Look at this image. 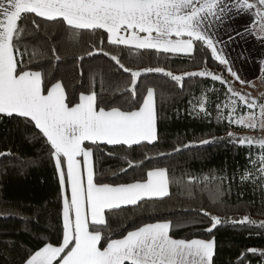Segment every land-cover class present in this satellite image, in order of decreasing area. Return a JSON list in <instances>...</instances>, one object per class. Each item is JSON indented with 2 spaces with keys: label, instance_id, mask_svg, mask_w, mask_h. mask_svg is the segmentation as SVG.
<instances>
[{
  "label": "snow or ice",
  "instance_id": "1",
  "mask_svg": "<svg viewBox=\"0 0 264 264\" xmlns=\"http://www.w3.org/2000/svg\"><path fill=\"white\" fill-rule=\"evenodd\" d=\"M237 19L245 20L242 31L225 27ZM57 35L71 39L72 46L54 41ZM250 36L264 46V0H0V122L15 125L26 141L40 145L35 159H21L10 150L0 151V158H11L9 165L19 174L46 159L58 185L56 242L47 240L18 261L0 252L5 264H216L215 236L177 238L173 230L185 221L159 214L175 208L202 213L210 221L204 228L208 233L226 224L257 226L249 215L222 217L203 206L170 203L174 195L194 199L198 192H209L213 204H223L234 177L226 170L193 173L176 157L225 142L247 147L240 181L254 194L259 191L264 206V138L237 134V129L264 132V98L234 86L254 83L225 51L237 38L247 42ZM76 49L81 87L70 92L65 77L55 73L58 62ZM160 54L187 58L199 70L176 75L154 65L169 59ZM97 55L113 63L90 65L85 85L83 60ZM210 62L220 66L218 72L209 70ZM258 63V78L264 79V59ZM186 78L212 82L188 100L187 115L215 121L225 135L178 140L165 150L157 92L167 99V91L179 86L182 95ZM106 157L126 163L121 174L139 169L142 175L117 183L122 176L113 172V180L103 179ZM148 162L153 166L147 167ZM42 212L52 215L47 206L36 208L31 217L3 207L0 218L38 221ZM113 220L123 229L118 236ZM132 220L134 225L125 223ZM258 227L264 229V221ZM248 254L264 264V250L255 247L242 251L238 264H252Z\"/></svg>",
  "mask_w": 264,
  "mask_h": 264
},
{
  "label": "trees",
  "instance_id": "2",
  "mask_svg": "<svg viewBox=\"0 0 264 264\" xmlns=\"http://www.w3.org/2000/svg\"><path fill=\"white\" fill-rule=\"evenodd\" d=\"M54 41L65 40V45L71 47L73 41L65 39L62 35L53 37ZM76 52L72 55L64 56L59 61V67L56 69V75L65 77V83L69 85V91L73 88L79 90L81 85L77 82L79 79V70L76 69L77 60ZM63 56V52H61ZM155 55V54H153ZM161 57L167 55L169 59H161L154 61L162 66L173 70L174 74L180 75L183 71L199 70V66L191 64L187 58L173 56L172 54H160ZM128 58L125 57L127 62ZM113 63L108 58L97 55L96 57H85L84 66V82L88 83V70L90 65ZM130 66H134L131 65ZM220 66L215 68L209 63V70L219 71ZM75 70L76 79L72 78ZM227 75V73H223ZM123 76L128 74L122 73ZM155 75V74H153ZM143 79V77L141 78ZM167 78L160 77V80ZM264 83V79H262ZM99 76L97 77V90H99ZM171 83V82H169ZM212 82L203 78H186L184 82L183 94H180V88L177 86L173 90L167 91V99H161L160 90L158 89V113H159V131L162 136L161 147L169 150L170 147L178 140L187 142L197 140L201 137H208L211 134L216 136H224V127L218 126L215 121L208 123L199 119H193L186 113L188 100L193 96H199L201 91L210 87ZM216 86L219 88L218 82ZM234 86L243 91L242 85L239 83ZM245 92V91H243ZM78 95V91L76 93ZM211 95V94H210ZM238 130V129H237ZM239 135V134H238ZM40 145L38 143H29L24 136L15 130V125L0 122V151L10 150L21 159H35L39 156ZM151 150V149H150ZM253 152L258 151L256 148ZM247 147H234L225 142H217L215 144L194 147L186 150L184 153L176 157V161L196 174H207L215 172L217 174L226 170L229 177L233 178V184L230 195L224 198L223 204H213L210 199V193H197L194 199H188L183 195H174L171 204H183L185 207L199 208L203 206L212 214L224 216L225 213L233 218H242L249 215L252 220L257 222V226H233L226 224L218 226L213 233L204 231V228L210 226L208 218L203 217L202 213L193 212L191 210L185 212L180 208L170 209L167 212L162 211L159 215L173 220L183 219L185 222L177 229L173 230V235L177 238H204L209 239L215 236L217 244L216 264H238L237 258L240 253L249 247L264 250V229L258 227L261 221H264V206L261 205L259 191L255 194L250 185L242 184L240 175L242 174L248 161L246 159ZM196 158H193V157ZM139 158V154H136ZM9 159L0 158V208L10 207L19 210L23 216L31 217L34 215L36 208L47 206L52 212L49 216L47 213H41L38 221L36 219L22 220L20 218H0V252L9 254V260H19V257L25 251H31L38 245L47 240L56 242V217L55 207L58 197V185L53 177V169L48 165L47 160L39 163L38 166L29 167L24 174L9 165ZM167 160L163 163L167 164ZM153 166L151 162L147 163V167ZM120 167H126V163L118 157H106L102 168L105 176L102 177L108 181L113 180L112 173L115 172L118 177L116 182L132 181L133 177L139 178L142 171L129 170L127 174L119 172ZM179 175V172H177ZM175 192V188L173 189ZM156 215V214H153ZM148 217L145 216L144 219ZM140 219L139 217L135 220ZM203 220V223L198 221ZM135 220L125 221L127 225H134ZM119 220H113V227L116 229L118 236L123 229L119 227ZM25 228L28 230L25 231ZM249 233H252L249 235ZM11 242V243H9ZM252 264H256L258 257L248 254ZM0 264L5 261L0 258Z\"/></svg>",
  "mask_w": 264,
  "mask_h": 264
},
{
  "label": "crops",
  "instance_id": "3",
  "mask_svg": "<svg viewBox=\"0 0 264 264\" xmlns=\"http://www.w3.org/2000/svg\"><path fill=\"white\" fill-rule=\"evenodd\" d=\"M244 24V19H237L225 27L238 28L242 31ZM221 31L223 32V29ZM223 39L226 40L227 36L224 35ZM237 41L229 44L225 51L232 59L234 66L240 70L241 75L246 79L254 80L259 75L260 65L258 61L264 59L262 45L254 36L248 37L247 42L239 38Z\"/></svg>",
  "mask_w": 264,
  "mask_h": 264
},
{
  "label": "rangeland",
  "instance_id": "4",
  "mask_svg": "<svg viewBox=\"0 0 264 264\" xmlns=\"http://www.w3.org/2000/svg\"><path fill=\"white\" fill-rule=\"evenodd\" d=\"M261 49L264 55V46H262ZM259 76H260V73L256 79L252 80L254 83V87H249V86L244 85L242 86V89L243 91H245V93L250 92L255 97L264 98V83L262 79L258 78ZM237 134H239L240 136L248 135V136H255L256 138H264V132H260V131L252 132L248 130L238 129Z\"/></svg>",
  "mask_w": 264,
  "mask_h": 264
}]
</instances>
